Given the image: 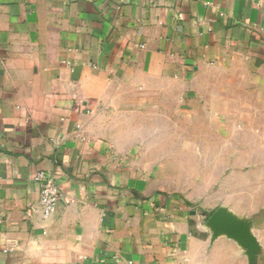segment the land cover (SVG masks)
Wrapping results in <instances>:
<instances>
[{
    "label": "crops",
    "instance_id": "obj_1",
    "mask_svg": "<svg viewBox=\"0 0 264 264\" xmlns=\"http://www.w3.org/2000/svg\"><path fill=\"white\" fill-rule=\"evenodd\" d=\"M185 97L183 187L164 169ZM38 170L49 218L25 214ZM219 207L264 264V0H0V264H249L198 212Z\"/></svg>",
    "mask_w": 264,
    "mask_h": 264
},
{
    "label": "rangeland",
    "instance_id": "obj_2",
    "mask_svg": "<svg viewBox=\"0 0 264 264\" xmlns=\"http://www.w3.org/2000/svg\"><path fill=\"white\" fill-rule=\"evenodd\" d=\"M183 102L180 105V120H179V131H180V137H178L180 142L179 151L174 152H168L167 154L171 156L174 154L173 159L170 157L168 159V163L170 164L169 167H166L164 169V175L165 178L170 182L178 181L181 186L186 187L191 185V105H188L185 97L182 99ZM168 107H163L160 110H170L171 104L167 105ZM153 107H149V110H152ZM156 110V109H155ZM183 112V113H182ZM171 126L170 120H163V119H149L148 120V129L151 131L153 128H164ZM150 139L154 140L156 139L157 142L161 143L164 140H167L168 144L171 145L172 141H175V136L172 137L171 135H156L149 137ZM185 141L187 144H184ZM155 141H152L154 143ZM173 145V144H172ZM175 146V145H174ZM177 159V160H176ZM167 163V161H166ZM205 210L202 208L198 212L201 214ZM208 212V211H205ZM209 213V212H208ZM206 221V219H204Z\"/></svg>",
    "mask_w": 264,
    "mask_h": 264
},
{
    "label": "water",
    "instance_id": "obj_3",
    "mask_svg": "<svg viewBox=\"0 0 264 264\" xmlns=\"http://www.w3.org/2000/svg\"><path fill=\"white\" fill-rule=\"evenodd\" d=\"M197 212V211H194ZM207 218L206 225L212 233V237L227 235L235 239L247 251L249 264H257L261 246L254 235L249 219H243L235 216L225 207H219L212 213L202 212Z\"/></svg>",
    "mask_w": 264,
    "mask_h": 264
},
{
    "label": "built area",
    "instance_id": "obj_4",
    "mask_svg": "<svg viewBox=\"0 0 264 264\" xmlns=\"http://www.w3.org/2000/svg\"><path fill=\"white\" fill-rule=\"evenodd\" d=\"M33 178L39 185V198L28 205L25 214L27 217H31L40 211L43 217H52L63 196L58 180L54 174L46 170L36 171Z\"/></svg>",
    "mask_w": 264,
    "mask_h": 264
}]
</instances>
